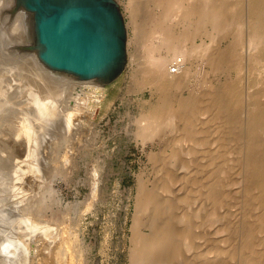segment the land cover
<instances>
[{"label":"bare ground","instance_id":"6f19581e","mask_svg":"<svg viewBox=\"0 0 264 264\" xmlns=\"http://www.w3.org/2000/svg\"><path fill=\"white\" fill-rule=\"evenodd\" d=\"M117 1L132 29L127 42H134L129 56L132 88L150 91V98L139 103V114L130 116L134 129L125 130L145 151L150 146L146 154L157 168L152 179L143 172L137 178L128 264H264V0ZM25 27L22 21L17 26L21 33ZM220 35L228 39L222 48L216 46ZM212 71L225 78L209 79ZM35 74L42 84L44 79ZM50 82L54 97L37 101L39 114L47 119L67 110L68 139L83 111L93 116L104 91L97 81L70 83L56 77ZM59 90L68 92L66 101H73L72 106L55 96ZM87 123L98 137L97 124L91 118ZM23 124L18 133L27 136L24 144L31 155L37 138L28 121ZM97 179L92 180L94 198ZM229 202L231 211L220 214ZM84 218L80 214L74 227L76 264L84 262L77 232ZM217 221L220 227L212 225V234L204 236V227ZM44 232L52 241L66 239L50 234V227ZM69 240L74 243L65 242L70 245Z\"/></svg>","mask_w":264,"mask_h":264},{"label":"rangeland","instance_id":"374dc122","mask_svg":"<svg viewBox=\"0 0 264 264\" xmlns=\"http://www.w3.org/2000/svg\"><path fill=\"white\" fill-rule=\"evenodd\" d=\"M120 7L126 22L128 18L123 7L121 5ZM141 12L142 10L136 18L138 23L143 17ZM21 21L26 26L23 33L17 28ZM127 33L128 42L132 36L130 27H127ZM226 39V36L217 38L216 46L225 47L228 43ZM198 41L200 42L199 38ZM207 41L210 40L207 38ZM133 43L130 41L126 46L125 70L114 82L103 88V97L96 105L93 116L89 111H83L81 117L83 120L78 127L74 126L78 132L71 128L72 135L65 139L64 133L69 128L65 117L67 110L58 111L57 115L44 119L39 114L37 101L39 99L47 101L54 97L53 93L49 92L52 86L50 80L53 78L69 82L81 80L73 78L66 72L50 70L43 64L35 50L32 14L17 5L16 0H0V264H76L74 227L76 228V219L80 214L85 215L83 228L77 231L79 239L82 241L84 239L83 242L78 240L83 264H128L130 245L128 227L134 209L133 196L136 193L137 178L143 172L146 179L148 177L152 179L157 172L155 170L157 168L148 160L146 154L150 146H147L145 151L128 133L135 127L132 122L129 124L130 116H137L140 101L150 98L149 90L135 92L132 88L129 56L134 48ZM35 72L44 79L42 84ZM220 73L214 74L212 71L209 79L213 78L214 81L216 78H225L224 74ZM235 73L238 74L237 70L233 69L231 74L235 76ZM197 77L199 79L200 75ZM56 92L55 96L64 106L73 105V101H66L67 91ZM80 106L82 107L80 109H84V106ZM242 106L237 109L239 116ZM90 118L97 124L95 128L100 131L98 137H94L89 131L87 122ZM26 120L37 138L36 147L31 155H28L27 143L24 144L27 136L19 134ZM17 145L21 149L24 148V151L19 150ZM49 154L50 156L53 154L52 158ZM228 164L232 166L234 162ZM95 178H98L97 191L99 190L96 196L100 197L94 198L92 193L95 192ZM229 203V205L226 203L228 207L225 205L226 207L221 208L224 212L219 210L220 214L231 211L232 207L228 209L231 205V202ZM35 221L40 224L35 225ZM219 222L222 223L220 220ZM219 222L210 223V228L212 225L215 228L220 227ZM208 226L202 230L204 236L212 234L214 230V228L209 230ZM48 227L50 234L52 231L58 234L57 238L63 237L66 238L65 241L71 239L75 242L71 243L69 240L71 243L69 245L68 241H52L44 232ZM61 242H64L62 246ZM68 246L73 247L72 251ZM57 248L63 250V256ZM196 249L193 251H197ZM71 252L75 254L74 257ZM59 256H62L61 259ZM58 257L63 262L58 263ZM32 259L33 262L30 263Z\"/></svg>","mask_w":264,"mask_h":264},{"label":"water","instance_id":"95a60500","mask_svg":"<svg viewBox=\"0 0 264 264\" xmlns=\"http://www.w3.org/2000/svg\"><path fill=\"white\" fill-rule=\"evenodd\" d=\"M32 14L35 50L50 70L102 88L127 65V28L117 0H16Z\"/></svg>","mask_w":264,"mask_h":264}]
</instances>
